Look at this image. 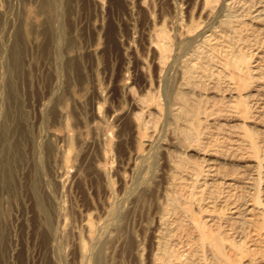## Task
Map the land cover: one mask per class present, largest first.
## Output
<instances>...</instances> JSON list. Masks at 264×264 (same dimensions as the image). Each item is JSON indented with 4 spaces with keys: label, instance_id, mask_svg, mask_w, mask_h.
Masks as SVG:
<instances>
[{
    "label": "rangeland",
    "instance_id": "obj_1",
    "mask_svg": "<svg viewBox=\"0 0 264 264\" xmlns=\"http://www.w3.org/2000/svg\"><path fill=\"white\" fill-rule=\"evenodd\" d=\"M0 264H264V0H0Z\"/></svg>",
    "mask_w": 264,
    "mask_h": 264
},
{
    "label": "bare ground",
    "instance_id": "obj_2",
    "mask_svg": "<svg viewBox=\"0 0 264 264\" xmlns=\"http://www.w3.org/2000/svg\"><path fill=\"white\" fill-rule=\"evenodd\" d=\"M206 237H207V236L202 235V238H203V239H205ZM210 241L213 242V245H214V247H215V248L213 247V248L215 249L214 251H216L217 254H219V252H221V251H220L221 248H219L220 246H219L218 242L215 241V240H214V241H213V240H210ZM218 241H219V240H218ZM219 242H220V241H219ZM220 245H221V244H220Z\"/></svg>",
    "mask_w": 264,
    "mask_h": 264
}]
</instances>
